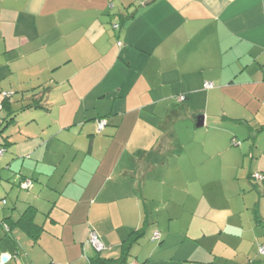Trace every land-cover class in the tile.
<instances>
[{
	"label": "crops",
	"instance_id": "1",
	"mask_svg": "<svg viewBox=\"0 0 264 264\" xmlns=\"http://www.w3.org/2000/svg\"><path fill=\"white\" fill-rule=\"evenodd\" d=\"M6 88L2 220L34 208L39 237L0 230V264L118 259L139 231L128 264L141 242L137 264H264V0H0ZM117 99L134 106L115 118Z\"/></svg>",
	"mask_w": 264,
	"mask_h": 264
},
{
	"label": "rangeland",
	"instance_id": "2",
	"mask_svg": "<svg viewBox=\"0 0 264 264\" xmlns=\"http://www.w3.org/2000/svg\"><path fill=\"white\" fill-rule=\"evenodd\" d=\"M117 31H120V29H118ZM127 90V89H126ZM126 90H124V91H126ZM14 91L15 90H11V89H8V88H6L5 89V91L4 92H1L0 93V97H1V99L3 98V95L4 94H10V95H12V98H11V100L10 101H12L13 100V98H14ZM97 92V90H95V93ZM111 97L113 98L114 97V94L112 93L111 94ZM14 101H16V99L14 98ZM23 104L22 103H20L19 102V100H17V103H15V105H14V107L18 110L19 108L21 109V107H23L22 106ZM134 106V104H126V103H124V104H120V100L119 99H117L116 100V104L115 105H113L112 103H110V108L109 109H111V108H113L114 109V117L116 118V116H117V114H119V113H124V112H126L127 110H129V109H131L132 107ZM205 106V104H204V102H200L199 104H198V107L200 108V109H202L203 107ZM19 107V108H18ZM89 107V106H88ZM103 108V107H102ZM180 108H181V112H183V116L184 117H188V118H190L191 120H192V118L194 119L195 118V116H196V118H198L199 116H201L199 113H195L194 115H192V112H193V110H190V111H185L184 110V105L183 106H180ZM18 110V111H20V113H18V115L19 116H21V114H23L22 113V110ZM121 111V112H120ZM185 114H188V115H185ZM166 120V119H165ZM192 123H194L193 121H191ZM185 124V120L184 119H182L181 121H179L178 122V124H176L175 125V127H173V129L176 131L175 132V134H176V136H177V141H179L180 139H179V137H178V135L177 134H181V131H182V129H183V125ZM17 126H12V125H10V127L7 129V133L8 134H10V132L12 131V132H17ZM196 130H199V132H205V127H199L198 129H196ZM36 132V131H35ZM201 134V133H200ZM202 135H203V133H202ZM204 138H205V136H204ZM194 139H196V141L197 142H199L200 143V145L201 146H203V137H198V138H193V136H191V137H185L184 138V140H194ZM0 144L2 145V146H0V148H2L3 150H4V154H5V158H11L10 157V154L11 153H9V150L7 149H5L4 147H3V139L1 138V136H0ZM180 147H182V144L180 145ZM6 151V152H5ZM5 158L3 157V156H0V162H3V161H5ZM197 171H199V170H197ZM184 181V183H182V188H187V189H189V191H190V193L191 194H195V195H200V197L202 198L203 197V190H204V188L202 187V186H199V185H197V184H194L193 182H196V183H200V181L196 178V179H189V180H186V179H184L183 180ZM168 188V187H167ZM222 189H223V187H222V185L221 184H217L216 182H214V183H212L211 185H209V186H206V190L207 191H211L212 193H220V192H222ZM169 190V189H168ZM15 191H18V189H15ZM19 192H20V190H19ZM25 193H27V191H22V194H25ZM3 199L7 202V204H6V206L4 205V206H2L3 207V209L2 210H0V223H1V220H2V218H3V214H2V212L1 211H5L6 213H10V209H11V207H12V201H11V199H10V196L9 195H7L6 194V192H4L2 189L0 190V204H2L3 203ZM174 199H176V200H178V201H182L183 200V197L182 196H180V195H178L177 193H175L174 194ZM183 222H184V220H182ZM199 227H201V226H197V228H199ZM0 230H3L2 228H1V225H0ZM147 235L149 236V232L147 233ZM148 238V237H147ZM149 240L151 241V238H149ZM144 241V240H143ZM157 243H159V241H156ZM5 243H8V244H10V245H12L13 247H14V243H13V241L11 240V239H7V240H3V245L5 244ZM152 244V243H151ZM159 245V244H158ZM91 248H93V247H91ZM146 249V245H145V243L144 242H141L140 243V245H137V247H134L133 248V250H132V257L130 258V263L131 264H137V259H136V257H139V254L141 253V252H144V250ZM93 250L95 251V252H97L94 248H93ZM56 251H57V255L59 254V252H58V250H56L55 248H54V253H56ZM142 257V256H141ZM142 260H143V258H142ZM6 264V263H5ZM8 264H16V262L15 261H9L8 262Z\"/></svg>",
	"mask_w": 264,
	"mask_h": 264
},
{
	"label": "trees",
	"instance_id": "3",
	"mask_svg": "<svg viewBox=\"0 0 264 264\" xmlns=\"http://www.w3.org/2000/svg\"><path fill=\"white\" fill-rule=\"evenodd\" d=\"M121 27H122L121 24L114 25L115 30L121 29ZM119 45H121V43H119ZM181 97H179V100ZM183 97H185V96H183ZM185 99H186V97H185ZM10 100H11V98H4V100L0 104L2 107L0 109V111H3L5 109V107L9 104ZM1 126L3 127L4 124L2 123L1 118H0V127ZM233 141H234L233 145L236 146L237 141L236 140H233ZM254 176H253V179L255 181H262V180H257ZM34 214H35V209L29 208L23 214V216L18 221L15 222V225H18V226L21 225L20 227L23 228L29 235H31L34 240H36L39 237L38 236L39 232L37 231L38 228L33 221V218H34L33 215ZM0 225H1L2 229L4 230L5 235H7V236H10L12 228L15 226L13 223L10 222V219L2 220ZM6 228H8V230ZM34 228H36V229L34 230ZM143 234H144V232H142V231H139V233H136V232L132 233L130 238L124 243L122 255L118 259H102V258L97 256V257L91 259L89 264H128V258L130 255L131 247L135 242H137L140 239L141 236H143ZM99 254H100V252H99ZM17 256H18V254H17ZM258 264H260V263H258Z\"/></svg>",
	"mask_w": 264,
	"mask_h": 264
},
{
	"label": "built area",
	"instance_id": "4",
	"mask_svg": "<svg viewBox=\"0 0 264 264\" xmlns=\"http://www.w3.org/2000/svg\"><path fill=\"white\" fill-rule=\"evenodd\" d=\"M205 88L206 89H212V88H214V85L212 84V83H206L205 84ZM12 97V95H10V94H4L3 95V98H11ZM180 100L181 101H183V100H185V97H181L180 98ZM2 107H1V105H0V109H1ZM106 124H107V122L105 121V120H101L100 122H99V130H102L105 126H106ZM4 154V150L2 149V148H0V156H2ZM257 180H263V176H262V174H256L255 176H254ZM31 186V183L30 182H27V183H25L24 184V187H26V188H28V187H30ZM6 204H7V202L5 201V200H3V203L2 204H0V210H2L3 209V207L2 206H6ZM7 230H8V228H6ZM159 238V234L158 233H156L155 234V239H158ZM89 243L98 251V252H101L103 249H104V246H103V244H102V242H101V240H100V238H99V236L97 235V233L96 232H92L91 233V236H90V241H89ZM259 253L261 254V255H264V245H262V246H260V249H259Z\"/></svg>",
	"mask_w": 264,
	"mask_h": 264
},
{
	"label": "water",
	"instance_id": "5",
	"mask_svg": "<svg viewBox=\"0 0 264 264\" xmlns=\"http://www.w3.org/2000/svg\"><path fill=\"white\" fill-rule=\"evenodd\" d=\"M197 119H198L197 127L204 126V117L203 116H199ZM7 261H8V259H6V258L3 259L4 263H6Z\"/></svg>",
	"mask_w": 264,
	"mask_h": 264
}]
</instances>
